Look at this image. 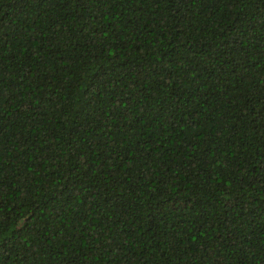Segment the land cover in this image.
Masks as SVG:
<instances>
[{
	"label": "trees",
	"instance_id": "trees-1",
	"mask_svg": "<svg viewBox=\"0 0 264 264\" xmlns=\"http://www.w3.org/2000/svg\"><path fill=\"white\" fill-rule=\"evenodd\" d=\"M0 264H264V0H0Z\"/></svg>",
	"mask_w": 264,
	"mask_h": 264
}]
</instances>
